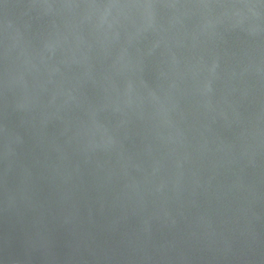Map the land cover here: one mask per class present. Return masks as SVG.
Listing matches in <instances>:
<instances>
[{
    "label": "water",
    "instance_id": "water-1",
    "mask_svg": "<svg viewBox=\"0 0 264 264\" xmlns=\"http://www.w3.org/2000/svg\"><path fill=\"white\" fill-rule=\"evenodd\" d=\"M0 264H264V0H0Z\"/></svg>",
    "mask_w": 264,
    "mask_h": 264
}]
</instances>
